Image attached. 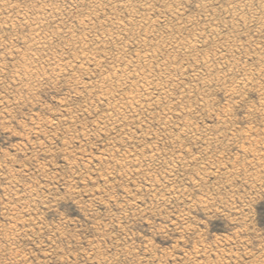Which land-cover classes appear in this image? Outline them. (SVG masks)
Masks as SVG:
<instances>
[{"label": "rangeland", "instance_id": "obj_1", "mask_svg": "<svg viewBox=\"0 0 264 264\" xmlns=\"http://www.w3.org/2000/svg\"><path fill=\"white\" fill-rule=\"evenodd\" d=\"M75 1L0 0V264H264V0H240L242 6L238 4L239 0H143L146 3L142 0ZM239 5L241 9L237 10ZM41 6H44L43 9L46 7L44 11ZM226 12L230 15L226 16ZM25 19L27 20L24 21ZM120 22L124 24L121 25ZM28 24L30 25L27 27ZM122 26L126 27L127 31ZM213 28H216V31L212 30ZM118 29L122 31L121 34ZM212 32L215 36L211 35ZM42 33L47 40L42 38ZM48 38L53 45L48 44ZM101 41L102 43H99ZM43 44L48 49H44ZM224 44H227V48ZM41 46L43 48H40ZM218 46H221V49ZM152 47L156 49L153 50ZM38 48L41 53L36 50ZM176 48L178 51L174 50ZM234 49L235 51H232ZM87 50L89 53H86ZM63 52L65 53L62 54ZM52 56L57 58V61ZM59 56L63 57L64 61ZM106 56L108 58H105ZM136 57L138 59H135ZM23 58L26 63L22 61ZM104 60L108 64H103ZM34 62L35 64H31ZM80 65L83 67H79ZM135 65H138L137 69ZM162 65L164 68L160 70ZM24 66L32 68L27 83L20 82L17 78H24L20 75L25 69ZM151 70L155 72H150ZM211 70H214V73ZM192 71L195 72L194 75ZM15 73L18 74L17 77ZM111 73L116 78L113 79ZM124 73L128 74V77H125ZM201 73L203 77L208 75L203 79H207L205 82L201 80ZM210 73L214 75L213 79L212 76L210 78ZM157 74L161 75L158 77ZM46 75L49 77L46 78ZM77 75L79 77H75ZM221 77H226V80L228 77V80L224 81ZM125 78L130 79L126 82ZM152 79L161 85H156ZM142 80L143 82H140ZM145 81H148V84ZM102 83L106 85L103 87ZM165 83L166 85H163ZM212 83H215L216 88ZM36 84L38 86H35ZM143 84H146V87ZM137 87L144 88L140 89V92ZM92 90H97V95L93 93L96 97L89 93L93 92ZM103 91H108L109 94L115 91L110 94L115 100H110L115 106L118 104L119 108L112 106L110 100L107 102L102 98ZM227 91L230 94L228 96ZM128 93L129 96H139L136 100L138 103L135 101L132 107L122 101V97ZM119 95L122 102L118 100ZM230 96L234 98L230 99ZM142 98L146 99L147 103ZM143 101L146 105L144 107ZM199 103L200 106L203 104V109ZM121 105L125 107L122 109ZM133 106H137L140 113L136 112L137 107ZM163 110L168 112L169 117ZM162 115L164 117H161ZM114 116L115 118H112ZM111 120H116L117 125ZM104 124L108 126L105 128ZM160 126L165 128L161 129ZM39 127L42 128L36 133ZM141 130H145V133ZM147 131H151V134ZM128 132L132 133V138ZM197 135L203 137L201 139L204 141ZM145 136L149 139L144 138ZM136 154L140 156L137 157ZM171 155L173 159H170ZM142 157L145 161L140 160ZM149 158L153 160V164ZM164 160L166 164L163 163ZM258 160L259 163L256 162ZM157 163H160V166ZM167 169L171 170L169 174ZM252 175L255 178L249 177ZM226 177L231 180L227 178V181ZM177 189L184 193H179ZM171 193L175 194L167 196Z\"/></svg>", "mask_w": 264, "mask_h": 264}, {"label": "bare ground", "instance_id": "obj_2", "mask_svg": "<svg viewBox=\"0 0 264 264\" xmlns=\"http://www.w3.org/2000/svg\"><path fill=\"white\" fill-rule=\"evenodd\" d=\"M26 1H27V0H26ZM31 1H32V0H31ZM73 1H74V0H73ZM76 1H77V0H76ZM76 1H75V2H76ZM80 1H82V0H80ZM84 1H85V0H84ZM93 1H94V0H93ZM102 1H104V0H102ZM126 1H127V0H126ZM135 1H138V0H134V2H135ZM142 1H143V0H142ZM206 1H207V0H206ZM206 1H205V2H206ZM3 2H5V1H3ZM77 2H79V1H77ZM106 2H107V1H106ZM110 2H111V1H110ZM119 2H120V1H119ZM122 2H123V1H122ZM140 2H141V1H139V3H140ZM143 2H144V1H143ZM214 2H215V1H214ZM247 2H248V0H247ZM6 3H7V2H6ZM10 3H11V2H10ZM16 3H17V2H16ZM71 3H72V2H71ZM71 3H70V4H71ZM144 3H146V2H144ZM209 3H211V1H209ZM231 3H232V2H231ZM237 3H238V2H237ZM72 4H73V3H72ZM84 4H85V2H84ZM109 4H112V3H109ZM122 4H123V3H122ZM130 4H131V3H130ZM137 4H138V3H137ZM137 4H136V5H137ZM140 4H141V3H140ZM206 4H207V6H209L208 3H206ZM238 4H241V3H240V0H239V3H238ZM261 4H262V3H261ZM0 5H2V4H0ZM8 5H9V3H8ZM8 5H7V6H8ZM43 5H44V4H43ZM46 5H47V4H46ZM74 5H76V4H74ZM118 5H119V4H118ZM138 5H139V4H138ZM235 5H236V4H235ZM249 5H250V3H249ZM3 6H4V5H3ZM3 6H2V7H3ZM25 6H28V5H25ZM36 6H37V5H36ZM49 6H50V5H49ZM60 6H61V5H60ZM83 6H84V5H83ZM83 6H82V7H83ZM119 6H120V5H119ZM121 6H122V5H121ZM131 6H132V5H131ZM131 6H130V7H131ZM141 6H142V4H141ZM141 6H140V7H141ZM144 6L146 7V5H144ZM151 6H152V5H151ZM212 6H213V5H212ZM241 6H242V4H241ZM241 6L239 5V7H238L239 9H237V10H240V9H241V8H240ZM244 6H247V5H244ZM244 6H243V8H245ZM259 6H260V4H259ZM23 7H24V6H23ZM43 7H44V6H43ZM43 7L41 6V9L44 11V9H45L46 7H45L44 9H43ZM74 7H75V6H74ZM134 7H135V6H134ZM210 7H211V6H210ZM247 7H248V6H247ZM247 7H246V8H247ZM257 7H258V6H257ZM25 8H27V7H25ZM32 8H34V7H32ZM32 8L30 9L31 11L33 10ZM37 8H38V6H37ZM47 8H48V7H47ZM77 8H78V7H77ZM92 8H93V7H92ZM113 8H114V7H113ZM121 8H122V7H121ZM124 8H125V7H124ZM126 8H127V7H126ZM141 8H142V7H141ZM206 8H207V7H206ZM208 8H209V7H208ZM248 8H250V7H248ZM258 8H259V7H258ZM22 9H23V8H22ZM28 9H29V8H28ZM53 9H54V8H53ZM74 9H75V8H74ZM74 9H73V10H74ZM110 9H111V8H110ZM131 9H132V8H131ZM152 9H153V8H152ZM228 9H229V8H228ZM233 9H234V8H233ZM254 9H256V8H254ZM260 9H261V8H260ZM260 9H259V10H260ZM25 10H26V9H25ZM30 10H29L28 12H30ZM35 10H37L36 7H35ZM35 10H34V11H35ZM42 10L39 9L40 12H41ZM78 10H79V9H78ZM81 10H82V9H81ZM81 10H79V11H81ZM91 10H92V9H91ZM96 10H97V9H96ZM100 10H101V7H100ZM143 10H144V7H143ZM231 10H232V9H231ZM237 10H236V11H237ZM244 10H245V9H244ZM244 10H243V11H244ZM250 10H251V9H250ZM256 10H257V9H256ZM5 11H6V9H5ZM21 11H22V10H21ZM48 11H49V9H48ZM63 11H64V10H63ZM71 11H72V10H71ZM153 11H154V10H153ZM207 11H208V10H207ZM228 11H230V9H229ZM236 11H235V12H236ZM10 12H11V11H9V13H10ZM49 12H50V11H49ZM55 12H56V11H55ZM93 12H94V11H93ZM97 12H98V11H97ZM150 12H151V11H149V13H150ZM205 12H206V11H205ZM231 12H232V11H231ZM231 12H230V13H231ZM240 12H241V11H240ZM251 12H252V11H251ZM254 12H255V10H254ZM18 13H19V12H18ZM41 13H43V12H41ZM41 13H40L39 15H42V19H44L43 14H41ZM47 13H48V12H46V15H47ZM69 13H70V12H69ZM74 13H75V12H74ZM86 13H89V12H86ZM90 13H91V12H90ZM90 13H89V14H90ZM226 13H227V12H226ZM226 13H225V14H226ZM238 13H239V11H238ZM259 13H260V12H259ZM259 13H258V14H259ZM13 14H14V13H13ZM59 14H60V12H59ZM151 14H152V12H151ZM255 14H256V13H255ZM261 14H262V13H260V15H261ZM2 15H3V14H2ZM18 15H20V14H17V16H18ZM39 15H37V16H39ZM57 15H58V14H57ZM57 15H56V16H57ZM61 15H62V14H61ZM228 15H230V14L227 13L226 16H228ZM236 15H237V13H236ZM238 15H239V14H238ZM238 15H237V16H238ZM256 15H257V14H256ZM260 15H259V16H260ZM29 16H30V15H29ZM47 16H49V15H47ZM53 16H54V15H53ZM84 16H85V15H84ZM142 16H144V15H142ZM209 16H210V15H209ZM209 16H208V17H209ZM211 16H212V14H211ZM233 16H234V15H233ZM10 17H12V16H10ZM22 17H24V16H22ZM32 17H33V16H32ZM39 17H40V16H39ZM135 17H136V16H135ZM242 17H243V16H241L240 18L246 22V20L243 19ZM263 17H264V16H263ZM1 18H2V17H1ZM19 18H20V17H19ZM80 18H81V17H80ZM145 18H146V17H145ZM151 18H152V17H151ZM180 18H181V17H180ZM233 18H235V17H233ZM233 18H231V19H233ZM237 18H238V17H237ZM251 18H253V17H251ZM22 19H23V18H22ZM22 19H20V20H22ZM28 19H29V17H28ZM33 19H34V18H33ZM33 19H31V21H32ZM138 19H139V17H138ZM141 19H142V18H141ZM148 19H149V18H148ZM152 19H153V18H152ZM178 19H179V18H178ZM187 19H188V18H187ZM187 19H186V20H187ZM207 19H208V18H207ZM209 19H210V18H209ZM209 19H208V20H209ZM212 19H213V18H212ZM238 19H239V18H238ZM257 19H258V18H257ZM259 19H260V18H259ZM26 20H27V19H25L24 21H26ZM29 20H30V19H29ZM39 20H40V19H39ZM47 20H48V19H47ZM57 20H58V19H57ZM79 20H80V19H79ZM85 20H86V19H85ZM87 20H88V19H87ZM188 20L190 21V19H188ZM208 20H207V21H208ZM251 20H253V19H251ZM251 20H250V21H251ZM254 20H256V19H254ZM254 20H253V21H254ZM8 21H9V18H8ZM10 21H11V20H10ZM14 21H15V20H14ZM35 21H36V20H35ZM41 21H42V20H41ZM43 21H45V20H43ZM119 21H120V19H119ZM129 21H130V20H129ZM133 21H134V20H133ZM147 21L149 22V20H147ZM189 21H188V22H189ZM237 21H238V20H237ZM244 21H243V24L245 23ZM250 21H249V22H250ZM253 21H252V22H253ZM256 21H257V20H256ZM91 22H92V21H91ZM138 22H139V21H138ZM140 22H141V21H140ZM142 22H143V21H142ZM181 22H182V21H181ZM190 22H192V20H191ZM210 22H211V20H210ZM260 22H261V21H260ZM27 23H30V22H27ZM52 23H53V22H52ZM89 23H90V22H89ZM130 23H131V22H130ZM130 23H129V25H130ZM184 23H185V22H184ZM207 23H209V22H207ZM212 23H213V22H212ZM254 23H255V22H254ZM256 23H257V22H256ZM4 24H5V23H4ZM23 24H24V23H23ZM25 24H26V22H25ZM31 24H32V22H31ZM43 24H45V23H43ZM46 24H47V23H46ZM104 24H105V23H104ZM112 24H113V23H112ZM115 24H116V23H115ZM120 24H121V22H120ZM122 24H124V23H122ZM122 24H121V25H122ZM134 24H135V23H134ZM138 24H139V23H138ZM146 24H147V23H146ZM151 24H153V23H151ZM210 24H211V23H210ZM258 24H259V23H258ZM260 24H261V23H260ZM13 25H14V24H13ZM18 25H19V24H18ZM29 25H30V24H28L27 27H28ZM125 25H126V24H125ZM132 25H133V24H132ZM132 25H131V26H132ZM189 25H191V24H189ZM208 25H209V24H208ZM208 25H207V26H208ZM211 25H212V24H211ZM213 25H214V24H213ZM215 25H216V24H215ZM215 25H214V26H215ZM42 26H43V25H42ZM42 26H41V28L43 29V27H45V26H43V27H42ZM127 26H128V25H127ZM138 26H139V25H138ZM138 26H137V28H138ZM140 26H141V24H140ZM146 26H147V25H146ZM209 26H210V25H209ZM256 26H257V25H256ZM37 27H38V25H37ZM37 27H36V28H37ZM100 27H101V26H100ZM122 27H123V26H122ZM135 27H136V26H135ZM141 27H143V26H141ZM210 27H211V26H210ZM7 28H8V27H7ZM34 28H35V26H34ZM55 28H56V27H55ZM68 28H69V27H68ZM79 28H80V27H79ZM85 28H86V25H85ZM98 28H99V27H98ZM115 28H117V27H115ZM123 28H124V27H123ZM123 28H122V29H123ZM125 28H126V27H125ZM125 28H124V29H125ZM144 28H145V27H144ZM216 28H217V27H216ZM216 28H213L212 30H215ZM259 28H260L259 30L261 31V27H260V26H259ZM4 29H5V28H4ZM120 29H121V28H120ZM120 29H118V31H119ZM133 29H134V28H133ZM139 29H140V27H139ZM139 29H138V30H139ZM141 29H142V28H141ZM206 29H207V27H206ZM263 29H264V28H263ZM57 30H58V29H57ZM125 30H126V29H125ZM207 30H208V29H207ZM257 30H258V27H257ZM5 31H6V30H5ZM34 31H35V30H34ZM42 31H43V30H42ZM68 31H69V30H68ZM126 31H127V30H126ZM128 31H129V29H128ZM134 31H136V30H134ZM147 31H148V30H147ZM210 31H211V30H210ZM215 31H216V30H215ZM215 31H214V32H215ZM30 32H31V31H30ZM32 32H33V29H32ZM40 32H41V31H40ZM40 32H39V34H40ZM71 32H72V31H71ZM119 32H120V31H119ZM121 32H122V31H121ZM121 32H120V34H121ZM129 32H130V31H129ZM178 32H179V31H178ZM218 32H219V31H218ZM258 32H259V31H258ZM53 33H54V29H53ZM57 33H58V31H57ZM59 33H60V31H59ZM65 33H66V32H65ZM68 33H70V32H68ZM68 33H67V34H68ZM94 33H95V32H94ZM116 33H117V32H116ZM124 33H125V31H124ZM126 33H127V32H126ZM126 33H125V34H126ZM143 33H144V32H143ZM171 33H172V32H171ZM174 33H175V32H174ZM219 33H220V32H219ZM219 33H218V34H219ZM259 33H260V32H259ZM29 34H31V33H29ZM42 34H43V33H42ZM67 34H66V35H67ZM99 34H100V33H99ZM104 34H105V33H104ZM104 34H103V36H104ZM117 34H118V33H117ZM117 34H116V36H117ZM178 34H179V33H178ZM208 34H209V33H208ZM212 34H213V32L211 33V35H212ZM32 35H34V34H32ZM37 35H38V34H37ZM40 35H41V34H40ZM44 35H45V34H43V37H42V38H45ZM46 35H47V34H46ZM108 35H109V34H107V36H108ZM131 35H132V34H131ZM175 35H177V34H175ZM211 35H209V36H211ZM213 35H214V34H213ZM223 35H224V34H223ZM223 35H222V36H223ZM59 36H60V35H59ZM68 36H69V35H68ZM77 36H78V35H77ZM94 36H96V35H94ZM98 36H99V35H98ZM101 36H102V35H101ZM119 36H120V35H119ZM126 36H128V34H127ZM170 36H171V35H170ZM214 36H215V35H214ZM219 36H220V35H218V37H219ZM222 36H221V38H222ZM225 36H226V35H225ZM30 37H31V36H30ZM37 37H38V36H37ZM64 37H65V36H64ZM73 37H74V35H73ZM75 37H76V36H75ZM84 37H85V36H84ZM89 37H90V36H89ZM99 37H100V36H99ZM121 37H122V39L124 38L123 35H122ZM131 37H132V36H131ZM171 37H173V36H171ZM175 37H176V36H175ZM197 37H198V36H197ZM226 37H227V36H226ZM28 38H29V37H28ZM28 38H27V39H28ZM31 38H33V37H31ZM31 38H30V39H31ZM34 38H35V37H34ZM71 38H72V37H71ZM78 38H80V37H78ZM94 38L96 39L97 37H94ZM109 38H110V37H109ZM142 38H143V37H142ZM194 38H195V37H194ZM194 38H193V40H194ZM200 38H201V36H200ZM219 38H220V37H219ZM224 38H225V37H224ZM27 39H25V41H26ZM35 39H36V38H35ZM38 39H39V37H38ZM45 39L47 40V37H46ZM73 39H74V38H73ZM97 39H98V38H97ZM103 39H104V38H103ZM103 39H102V41L104 42ZM105 39H107V38H105ZM110 39H111V38H110ZM110 39H109V40H110ZM132 39H134V38H132ZM139 39H140V38H139ZM197 39H198V38H196V40H197ZM216 39H217V38H216ZM32 40H34V39H32ZM41 40H42V39H41ZM41 40H40V41H41ZM48 40H49V38H48ZM71 40H72V39H71ZM74 40H75V39H74ZM77 40H78V39H77ZM80 40H81V39H80ZM84 40H85V39H84ZM142 40H143V39H142ZM169 40H170L169 42L171 43V39H169ZM179 40H181V39H179ZM196 40H195V41H196ZM213 40H214V37H213ZM222 40H223V38H222ZM224 40H226V38H225ZM0 41H1V40H0ZM36 41H38V40H36ZM40 41H39V42H40ZM52 41H53V40H52ZM68 41H69V39H68ZM72 41H73V40H72ZM97 41H98V40H97ZM102 41L99 42V43H102ZM107 41H108V40H107ZM113 41H114V40H112V42H113ZM116 41H118V40H116ZM129 41H130V40H129ZM143 41H144V40H143ZM164 41H165V40H164ZM173 41H176V40H173ZM187 41H188V40H187ZM215 41H216V40H215ZM229 41H230V40H229ZM229 41H228V42H229ZM231 41H233V40H231ZM231 41H230V42H231ZM28 42H29V40H28ZM44 42H45V40H44ZM49 42H50V40H49ZM73 42H75V41H73ZM121 42H122V41H121ZM133 42H134V41H133ZM144 42H145V41H144ZM150 42H151V41H150ZM184 42L186 43V40H185ZM191 42H192V40H191ZM199 42H201V41L199 40ZM26 43H27V41H26ZM34 43H35V42H34ZM42 43H43V42H42ZM70 43H71V42H70ZM80 43H81V42H80ZM104 43H105V42H104ZM107 43H108V42H107ZM110 43H111V42H110ZM113 43H115V42H113ZM127 43H128V41H127ZM166 43H167V42H166ZM176 43H177V41H176ZM182 43H183V42H182ZM185 43H184V44H185ZM193 43H195V42L193 41ZM216 43H217V41H216ZM48 44L50 45V44H52V43L50 42V43H48ZM81 44L84 45V43H81ZM81 44H80V45H81ZM125 44H126V43H125ZM200 44H201V43H200ZM220 44H221V43H220ZM230 44H231V43H230ZM232 44H233V43H232ZM52 45H53V44H52ZM72 45H73V44H72ZM83 45H82V48H83ZM107 45H108V44H107ZM107 45H106V46H107ZM130 45H131V44H130ZM135 45H136V44H134V46H135ZM142 45H143V44H142ZM150 45H151V43H150ZM157 45H158V44H157ZM160 45H161V44H160ZM164 45H165V44H164ZM168 45H169V44H168ZM174 45H175V44H174ZM187 45H188V44H187ZM218 45H219V44H218ZM221 45H222V44H221ZM224 45H225V44H224ZM226 45H227V44H226ZM226 45H225V47H226ZM236 45H237V44H236ZM239 45H240V44H239ZM29 46H30V45H29ZM46 46H47V44H46ZM64 46H65V45H64ZM67 46H69V45H67ZM73 46H74V45H73ZM125 46H127V44H126ZM139 46H140V45H139ZM151 46H152V45H151ZM158 46H159V45H158ZM179 46H180V45H179ZM189 46H190V44H189ZM193 46H194V45H193ZM201 46H202V45H200V47H201ZM237 46H238V45H237ZM237 46H236L235 48H237ZM255 46H256V45H255ZM257 46H258V44H257ZM32 47H33V46H30V48H32ZM43 47H44V44H43ZM43 47L41 46L40 48H43ZM78 47H79V45H78ZM119 47H121V46H119ZM127 47H128V46H127ZM136 47H138V46H136ZM154 47H156V45H155ZM171 47H172V46H171ZM180 47H181V46H180ZM180 47H179V48H180ZM186 47H188V46H186ZM203 47H204V44H203ZM218 47H219V46H218ZM223 47H224V46H223ZM223 47H222V48H223ZM225 47H224V49H225ZM233 47H234V46H233ZM240 47H241V46H240ZM28 48H29V47H28ZM28 48H27V49H28ZM46 48H47V47H46ZM46 48L44 47V49H46ZM70 48H72V47H70ZM97 48H98V47H97ZM128 48H129V47H128ZM142 48H143V47H141V49H142ZM159 48H160V47H159ZM168 48H169V47H168ZM215 48H216V47H215ZM226 48H227V47H226ZM33 49H35V48L33 47ZM33 49H30V50L33 51ZM44 49H43V50H44ZM47 49H48V48H47ZM74 49H75V48H74ZM76 49H77V48H76ZM119 49H120V48H119ZM121 49H122V48H121ZM138 49H140V48H138ZM152 49H153V47H152ZM152 49H151V50H152ZM154 49H156V48H154ZM154 49H153V50H154ZM169 49H170V48H169ZM177 49H178V48H176V49H174V50H177ZM181 49H182V48H181ZM216 49H217V48H216ZM219 49H221V46L219 47ZM224 49H223V50H224ZM230 49H233V48H230ZM238 49H239V46H238ZM241 49H242V48H241ZM258 49H259V48H258ZM28 50H29V49H28ZM36 50H39V48L36 49ZM41 50H42V49H41ZM70 50H71V49H70ZM72 50H73V49H72ZM84 50H85V49H84ZM125 50H126V49H125ZM151 50H149V51L151 52ZM225 50H226V49H225ZM227 50H228V49H227ZM21 51H22V50H21ZM32 51H30L31 54H32ZM75 51H76V50H75ZM82 51H83V49H82ZM85 51H86V50H85ZM119 51H120V50H119ZM121 51H123V50H121ZM127 51H128V50H127ZM137 51H138V50H137ZM149 51H146V52H149ZM177 51H178V50H177ZM180 51H181V50H180ZM184 51H185V50H184ZM220 51H221V50H220ZM220 51H219V52H220ZM232 51H235V49L232 50ZM39 52H40V50H39ZM39 52L37 53L38 55H40ZM91 52H93V51H91ZM91 52H90V54H91ZM116 52H117V51H116ZM123 52H124V51H123ZM188 52H189V50H188ZM229 52H230V51H229ZM4 53H5V50H4ZM40 53H41V52H40ZM49 53H50V52H49ZM64 53H65V52H63L62 54H64ZM77 53H78V51H77ZM77 53H76V55H77ZM84 53H85V52H84ZM86 53H89L88 50H87ZM93 53H94V52H93ZM105 53H107V52H105ZM105 53H104V54H105ZM117 53H118V52H117ZM119 53H120V52H119ZM121 53H122V52H121ZM138 53H139V52H138ZM138 53H136V54L138 55ZM156 53H157V52H156ZM156 53H155V54H156ZM185 53H186V52H185ZM190 53H191V52H190ZM192 53H193V52H192ZM225 53H226V52H225ZM8 54H9V53H8ZM25 54H26V51H25ZM31 54H30V55H31ZM45 54H46V53H45ZM55 54H56V53H55ZM78 54L80 55L81 53H78ZM96 54H97V53H96ZM109 54H110V53H109ZM115 54H116V53H115ZM143 54H144V53H143ZM143 54H142V55H143ZM182 54L185 55L184 53H182ZM187 54H189V53H187ZM206 54H207V53H206ZM213 54H214V53H213ZM213 54H212V55H213ZM220 54H221V53H220ZM15 55H16V54H15ZM28 55H29V54H28ZM30 55H29V56H30ZM51 55H52V54H51ZM59 55H60V54H59ZM82 55H83V54H82ZM97 55H98V54H97ZM102 55H103V54H102ZM102 55H101V56H102ZM110 55H111V54H110ZM134 55H135V53H134ZM192 55H194V54H192ZM222 55H224V54L222 53ZM9 56H10V55H9ZM41 56H42V55H41ZM41 56H40V57H41ZM57 56H58V55H57ZM61 56H62V55H61ZM85 56H87V55H85ZM91 56H92V55H91ZM93 56H94V55H93ZM113 56H115V55H113ZM119 56H120V55H119ZM131 56H132V55H131ZM131 56H130V57H131ZM139 56H141V55H139ZM143 56H144V55H143ZM143 56H142V57H143ZM194 56H197V55H194ZM204 56H205V55H204ZM206 56H207V55H206ZM220 56H221V55H220ZM225 56H226V54H225ZM23 57H25V56H23ZM36 57H37V56L35 55L34 58H36ZM52 57L55 58L54 56H52ZM59 57H60V56H59ZM68 57H69V56H67V58H68ZM73 57H74V56H72V58H73ZM75 57H76V56H75ZM96 57H98V56H96ZM96 57H95V58H96ZM111 57H112V56H111ZM116 57H117V56H116ZM153 57H154V56H153ZM187 57H188V56H187ZM190 57H191V55H190ZM202 57H203V56H202ZM215 57H216V56H215ZM222 57H223V56H222ZM27 58H28V57H27ZM32 58H33V57H32ZM46 58H47V57H46ZM48 58H49V57H48ZM48 58H47V59H48ZM50 58H51V57H50ZM60 58H61V57H60ZM60 58H58V59H60ZM62 58H63V57H62ZM62 58H61V59H62ZM64 58H66V57H64ZM78 58L80 59V56H79ZM78 58H77V59H78ZM91 58L94 59V57H91ZM101 58H102V57H101ZM105 58H108V57L106 56ZM117 58H118V57H117ZM131 58H132V57H131ZM143 58H144V57H143ZM149 58H150V57H149ZM151 58H152V57H151ZM192 58H193V57H192ZM205 58H206V57H205ZM211 58H212V56H211ZM213 58H214V56H213ZM223 58H224V57H223ZM13 59H14V58H13ZM30 59H31V58H30ZM40 59H41V58H40ZM42 59H43V56H42ZM51 59H52V58H51ZM73 59H75V58H73ZM77 59H76V60H77ZM82 59H84V58H82ZM93 59H92V60H93ZM96 59H97V58H96ZM112 59H113V58H112ZM112 59H111V60H112ZM127 59H128V57H127ZM127 59H126V60H127ZM129 59H130V58H129ZM133 59H134V58H133ZM135 59H138V57H136ZM139 59H141V58L139 57ZM146 59H147V58H146ZM152 59H153V58H152ZM168 59H169V58H168ZM200 59H201V57H200ZM203 59H204V58H203ZM216 59H218V57H217ZM225 59H226V58H225ZM33 60H34V59H33ZM36 60H37V58H36ZM55 60L57 61V58H55ZM62 60H63V59H62ZM68 60H69V59H68ZM111 60H110V61H111ZM123 60H124V59H123ZM144 60H145V59H144ZM155 60H156V59H155ZM155 60H154V63H155ZM157 60H158V59H157ZM160 60H161V59H160ZM162 60H163V59H162ZM164 60H165V59H164ZM195 60H196V58H195ZM198 60H199V59H198ZM209 60H210V59H209ZM223 60H224V59H223ZM22 61H24V63H26V60H24V58H23ZM31 61H32V59H31ZM34 61H35V60H34ZM43 61H44V60H43ZM60 61H61V60H60ZM63 61H64V60H63ZM78 61H79V60H78ZM78 61H77L76 63H78ZM81 61H82V60H81ZM83 61H85V60H83ZM87 61H90V60H87ZM95 61H96V60H95ZM98 61H99V60H98ZM107 61H109V60H107ZM113 61H114V60H113ZM118 61H119V60H118ZM134 61L136 62L137 60H134ZM139 61H140V60H139ZM139 61H137V63H138ZM145 61H146V60H145ZM169 61H170V60H169ZM199 61H200V60H199ZM205 61H207V60H205ZM210 61H212V59H211ZM225 61H226V60H225ZM18 62H19V61H18ZM35 62H36V61H35ZM35 62H34V63H31V64H35ZM37 62H39V61H37ZM44 62H45V61H44ZM44 62H43V63H44ZM49 62H50V59H49ZM92 62H93V61H92ZM92 62H91V64H92ZM101 62H102V61H101ZM105 62H106V61L104 60V62H102V63H103V64H108V63H105ZM116 62H117V61H116ZM116 62H115V64H117ZM122 62H123V61H122ZM135 62H134V63H135ZM140 62H141V61H140ZM140 62H139V63H140ZM143 62H144V61H143ZM146 62H147V61H146ZM146 62H145V63H146ZM156 62H157V61H156ZM163 62H164V61H163ZM167 62H168V61H167ZM197 62H198V61H197ZM202 62H203V61H202ZM21 63H22V62H21ZM27 63H28V62H27ZM54 63H55V62H54ZM56 63H57V62H56ZM70 63H71V62H69V64H70ZM74 63H75V62H74ZM81 63H82V62H81ZM83 63H84V62H83ZM87 63H88V62H87ZM102 63H101V64H102ZM195 63H196V61H195ZM44 64H46V62H45ZM61 64H63V63H61ZM69 64H65V65H68V67H69V66H70ZM72 64H73V62H72ZM79 64H80V63H79ZM88 64H89V63H88ZM93 64H95V63H93ZM96 64H97V63H96ZM119 64H120V63H119ZM119 64H117V65H119ZM122 64H123V63H122ZM130 64H131V63H130ZM146 64H147V63H146ZM146 64H143V65L145 66ZM149 64H150V63H149ZM197 64H198V63H197ZM199 64H200V62H199ZM22 65H23V64H22ZM22 65H20V67H22ZM26 65H27V64H26ZM50 65H51V64H50ZM52 65H54V64L52 63ZM81 65H82V64H81ZM81 65H80L79 67H83V66H81ZM83 65H84V64H83ZM86 65H87V64H85V66H86ZM98 65H99V64H97V66H98ZM109 65H111V64H109ZM113 65H114V64H113ZM117 65H116V66H117ZM123 65H124V64H123ZM151 65H152V64H151ZM165 65H166V64H165ZM212 65H213V64H212ZM11 66H12V65H11ZM34 66H35V65H34ZM34 66H33V67H34ZM58 66H59V65H58ZM63 66H64V65H63ZM85 66H84V67H85ZM87 66H88V65H87ZM87 66H86V67H87ZM107 66H108V65H107ZM114 66H115V65H114ZM125 66H127V65H125ZM129 66H130V65H129ZM135 66H136L135 69H137V66H138V65H135ZM139 66H140V65H139ZM147 66H148V64H147ZM163 66H164V65H162L160 68H159V67H158V68L161 70V68H162ZM169 66H170V65H169ZM169 66H168V67H169ZM202 66H203V65H202ZM213 66H214V65H213ZM12 67H13V66H12ZM14 67H15V66H14ZM36 67H37V66H36ZM42 67H43V66H42ZM64 67H65V66H64ZM76 67H77V66H76ZM79 67H78V68H79ZM99 67H101V66H99ZM132 67H133V66H132ZM132 67H131V68H132ZM141 67H142V66H141ZM171 67H172V66H171ZM203 67H204V66H203ZM207 67H208V66H207ZM210 67H211V66H210ZM214 67H216V66H214ZM24 68H25V66H24ZM30 68H31V67H30ZM38 68H39V66H38ZM38 68H36V69H38ZM51 68H52V67H51ZM53 68H54V66H53ZM70 68H71V67H70ZM111 68H113V66L110 67L109 70H110ZM118 68H121V67H118ZM142 68L144 69V68H146V67H142ZM150 68H151V67H150ZM150 68H149V70H150ZM154 68H155V67H154ZM156 68H157V67H156ZM156 68H155V69H156ZM163 68H164V67H163ZM204 68H205V67H204ZM212 68H213V67H212ZM217 68H218V67H217ZM263 68H264V67H263ZM22 69H23V68H22ZM31 69H32V68H31ZM31 69H29V68H25V69H23V71L20 73V75H22L24 78H22V77H21V78H20V77H17L18 74L15 73V74H17L16 77L20 80V82H21V81H22V82H25V81H26L25 83L29 82V81H27V80H29L30 77H31V73H30V72L32 71ZM48 69H49V68H48ZM73 69H75V68H73ZM80 69H82V68H80ZM84 69H85V68H84ZM86 69H88V67H87ZM121 69H122V68H121ZM151 69H152V68H151ZM210 69H211V68H210ZM210 69H209V70H210ZM20 70H21V69H19V71H20ZM42 70H43V69H42ZM49 70H50V69H49ZM55 70H56V69H55ZM58 70L60 71V69H58ZM68 70H70V69H68ZM107 70H108V69H107ZM118 70L120 71V69H118ZM122 70H123V69H122ZM139 70H141V69L139 68ZM139 70H138V71H139ZM162 70H163V69H162ZM165 70H167V69L165 68ZM204 70H205V69H204ZM206 70H207V69H206ZM209 70H208V71H209ZM215 70H217V69H215ZM263 70H264V69H263ZM15 71H17V69H16ZM15 71H13V72H15ZM19 71H18V72H19ZM38 71H39V69H38ZM71 71H72V70H71ZM129 71H130V68H129ZM132 71H133V70H132ZM132 71H131V72H132ZM152 71H153V70H151L150 72H152ZM211 71H212V70H211ZM213 71H214V70H213ZM213 71H212V72H213ZM219 71H220V70H219ZM260 71L262 72V70H260ZM11 72H12V71H11ZM53 72H55V71H53ZM66 72H67V71H66ZM110 72H111V71H110ZM117 72H118V71H117ZM133 72H134V71H133ZM150 72L148 73V75L150 74ZM154 72H155V70L153 71V73H154ZM165 72H167V71H165ZM169 72H170V71H169ZM192 72H194V71H192ZM200 72H201V71H200ZM200 72H199V73H200ZM203 72H204V71H203ZM221 72H222V71H221ZM39 73H40V72H39ZM42 73H43V71H42ZM59 73H61V75L63 74L61 71H60ZM67 73H69V72H67ZM100 73H101V72H100ZM106 73H107V72H106ZM113 73H114V72H113ZM137 73H138V72H136V74H137ZM146 73H147V72H146ZM167 73H168V72H167ZM204 73H205V72H204ZM204 73H203V74H204ZM206 73H207V71H206ZM213 73H214V72H213ZM216 73H217V71H216ZM219 73H220V72H219ZM228 73L231 74L230 72H228ZM258 73H259V72H258ZM13 74H14V73H13ZM64 74H65V73H64ZM71 74H72V73H71ZM103 74H105V73H103ZM111 74H112V73H111ZM124 74H125V73H124ZM136 74H135V75H136ZM155 74H156V73H155ZM155 74H154V75H155ZM164 74H165V73H164ZM194 74H195V72L192 73V75H194ZM196 74H197V73H196ZM207 74H209V73H207ZM207 74H205V76H206ZM211 74H212V73H210V78H211V76H212V79H213V76H214V75H211ZM259 74H260V73H259ZM35 75H36V74H35ZM41 75H43V74H41ZM44 75H45V74H44ZM50 75H51V74H50ZM58 75H59V74H58ZM73 75H74V74H73ZM75 75H76V74H75ZM78 75H79V74H78ZM78 75L75 76V77H79ZM108 75H110V73H109ZM108 75H107V76H108ZM112 75H113V74H112ZM117 75H118V74H117ZM122 75H123V74H122ZM122 75H121V76H122ZM132 75H133V74H132ZM138 75H139V74H138ZM144 75H145V74H144ZM144 75H143V78H144ZM154 75H153V76H154ZM157 75H158V74H157ZM157 75H156V76H157ZM160 75H161V74H160ZM160 75H158V77H159ZM241 75H242V74H241ZM12 76H13V75H12ZM47 76H48V75H46V78H47ZM101 76H102V75H101ZM107 76H105L106 79H107ZM139 76H140V75H139ZM145 76H146V75H145ZM150 76L152 77V75H150ZM168 76H169V75H168ZM201 76L203 77L202 73H201ZM205 76L201 79V80L204 81V82L207 80V79L203 80V79L205 78ZM207 76H208V75H207ZM217 76H218V75H217ZM34 77H35V76H34ZM48 77H49V76H48ZM58 77H59V76H58ZM108 77H110V76H108ZM125 77H128V74H127V75L125 74ZM129 77H131V76L129 75ZM169 77H170V76H169ZM172 77H173V76H172ZM193 77H195V76H193ZM215 77H216V74H215ZM14 78H15V77H14ZM32 78H33V77H32ZM36 78H37V77H36ZM39 78H40V77H39ZM103 78H104V77H103ZM110 78H111V77H110ZM110 78H109V79H110ZM114 78H116V77L113 75V79H114ZM117 78H118V77H117ZM119 78H120V76H119ZM121 78H122V77H121ZM137 78H138V76H137ZM156 78H157V77H155V80H157ZM195 78H196V77H195ZM195 78H194V79H195ZM206 78H207V77H206ZM210 78H208V79H210ZM218 78H219V77H218ZM221 78H223V77H221ZM42 79H43V78H42ZM44 79H45V78H44ZM77 79H78V78H77ZM101 79H102V78H101ZM111 79H112V78H111ZM127 79H130V78H125L124 81L127 80ZM131 79H134V78H131ZM141 79H142V78H141ZM141 79H140V80H141ZM145 79H147V78H145ZM153 79H154V77H153ZM153 79H152V80H153ZM229 79H230V78H229ZM235 79H236V78H235ZM15 80H16V79H15ZM33 80H35V79H33ZM36 80H37V79H36ZM49 80H50V79H49ZM98 80H99V79H98ZM98 80H97V81H98ZM104 80H105V79H104ZM118 80H119V79H118ZM122 80H123V78H122ZM137 80H138V79H137ZM155 80H153V81H155ZM161 80H162V79H161ZM164 80H166V79H164ZM196 80H198V79H196ZM201 80L199 79L198 81L202 82ZM216 80L219 81V80H221V79H219V80L216 79ZM223 80H224V81H227V80H228V77H227V80H226V77H225V79L223 78ZM223 80H221V81H223ZM232 80H233V79H232ZM239 80H240V79H239ZM16 81H18V80H16ZM16 81H15V82H16ZM69 81H70V80H69ZM100 81H101V80H100ZM105 81H107V80H105ZM108 81H109V80H108ZM116 81H117V79H116ZM124 81H122V83H123ZM128 81H129V80H127L126 82H128ZM131 81H132V80H130V84H131ZM149 81H151V80H149ZM168 81H169V79H168ZM194 81H195V80H194ZM234 81H235V80H234ZM234 81H233V82H234ZM242 81H244V80H242ZM31 82H32V81H31ZM34 82H35V81H34ZM34 82H33V83H34ZM39 82H40V81H39ZM75 82H76V81H75ZM109 82H110V81H109ZM140 82H143V80L140 81ZM140 82H138V83H140ZM145 82L148 84V81H145ZM169 82H170V81H169ZM207 82H208V81H207ZM207 82H206V83H207ZM212 82H213V81H212ZM229 82H230V81H229ZM233 82H232V83H233ZM252 82H253V81H252ZM12 83H13V80H12ZM25 83H22V84L25 85V86H27V84H25ZM78 83H79V82H78ZM81 83H82V82H80V84H81ZM97 83H98V82H97ZM118 83H119V81H118ZM136 83H137V82H136ZM154 83L156 84V81H155ZM162 83H163V82H162ZM206 83H205V84H206ZM222 83H223V82H222ZM230 83H231V82H230ZM234 83H235V82H234ZM236 83H237V82H236ZM246 83H247V82H246ZM16 84H17V83H16ZM119 84H121V83H119ZM123 84H124V83H123ZM130 84H129V85H130ZM150 84H151V82H150ZM150 84H149V85H150ZM157 84H158V83H157ZM157 84H156V85H157ZM201 84H202V83H201ZM205 84H204V85H205ZM209 84L211 85V82H210ZM213 84H214V87L216 88L215 83H212V85H213ZM217 84H218V83H217ZM219 84H221V82H220ZM219 84H218V85H219ZM227 84H228V83H227ZM240 84H241V83H240ZM96 85H97V84H96ZM102 85H103V87H104V85H106V84L102 83ZM126 85H127V84H126ZM136 85H137V84H136ZM136 85H135V86H136ZM139 85L141 86L142 84H139ZM143 85L145 86L146 84H143ZM158 85H161V84L159 83ZM163 85H166V83L163 84ZM170 85H171V84H170ZM202 85H203V84H202ZM218 85H217V86H218ZM223 85H225V84H223ZM241 85H242V84H241ZM246 85H247V84H246ZM250 85H252V84H250ZM254 85H255V84H254ZM258 85H259V84H258ZM17 86H18V85H17ZM28 86H30V85H28ZM31 86H32V85H31ZM35 86H38V85L36 84ZM84 86H85V85H84ZM107 86L110 88V85H109V84H108ZM111 86H112V85H111ZM117 86H118V85H117ZM119 86H120V85H119ZM127 86H128V85H127ZM150 86L152 87V85H150ZM228 86L232 87L233 85H232V86H231V85H228ZM236 86H237V85H236ZM243 86H244V84H243ZM259 86H260V85H259ZM261 86H263V84H262ZM261 86H260V87H261ZM100 87H101V84H100ZM103 87H101V88H103ZM121 87H122V86H121ZM145 87H146V86H145ZM151 87H149V88H151ZM153 87H154V86H153ZM153 87H152V88H153ZM203 87H204V86H203ZM205 87H206V86H205ZM205 87H204V88H205ZM221 87H223V86H221ZM260 87H258V88H260ZM18 88H19V87H18ZM22 88H24V86H23ZM26 88L28 89V87H26ZM37 88H38V87H37ZM92 88H93V87H92ZM96 88H97V87H96ZM96 88H95V89H96ZM132 88H133V87H132ZM142 88H144V87H142ZM142 88H138V87H137L138 90H140V89L143 90ZM147 88H148V87H147ZM152 88H151V89H152ZM163 88H164V87H163ZM163 88H162V89H163ZM219 88H220V87H219ZM238 88H239V87H238ZM258 88H257V89H258ZM263 88H264V87H263ZM121 89H122V88H121ZM145 89H146V88H145ZM151 89H150V91H151ZM169 89H170V88H169ZM206 89H207V88H205V90H206ZM209 89H210V88H209ZM234 89H235V88H234ZM241 89H242V88H241ZM16 90H17V89H16ZM31 90H32V88H31ZM97 90H98V88H97ZM97 90H96V92H97ZM103 90H104V89H103ZM105 90H106V89H105ZM111 90H112V87H111ZM118 90H119V89H118ZM128 90H129V89H128ZM128 90H127V91H128ZM130 90H131V88H130ZM138 90H137V92H139ZM141 90H140V92H141ZM147 90H148V89H147ZM152 90H153V89H152ZM165 90H166V89H165ZM217 90H218V89H217ZM219 90H220V89H219ZM224 90H225V86H224ZM228 90H229V88H228ZM235 90H236V89H235ZM237 90H238V89H237ZM242 90H243V89H242ZM17 91H19V89H18ZM20 91H22V90H20ZM25 91H26V90H25ZM27 91H28V90H27ZM90 91H91V90H90ZM92 91H93V90H92ZM109 91H110V90H109ZM116 91H117V90H116ZM170 91H171V90H170ZM221 91H222V90H221ZM229 91H230V90H229ZM232 91H233V90H232ZM258 91H259V90H258ZM87 92H88V91H87ZM96 92L93 91V92H89V93H92V94L95 93V94H96ZM99 92H100V91H99ZM113 92H115V91H112V93H113ZM122 92H123V91H122ZM134 92H135V91H134ZM157 92H158V91H157ZM157 92H156V93H157ZM171 92H172V91H171ZM225 92H226V90L224 91V93H225ZM237 92H239V91H237ZM100 93H101V92H100ZM112 93H110V94H112ZM153 93H155V92H153ZM165 93H167V92H165ZM169 93H170V92H169ZM230 93H232V92H230ZM260 93H261V92H260ZM18 94H19V93H18ZM95 94H93V95H95ZM110 94L108 93V91H107L106 93H104V91H103V92H102V98L104 97V98L107 100V102H108V100H110V99L113 97V96L110 97ZM126 94H127V92H126ZM129 94H130V93H128V95H125L124 97H122V101L124 100L128 105H130V106L132 107L133 103L137 100V96H138V95H137V96H134V94H132V96H129ZM137 94H138V93H137ZM139 94H140V93H139ZM233 94L235 95V93H233ZM96 95H97V94H96ZM96 95H95V97H96ZM113 95H114V94H113ZM152 95H154V94H152ZM161 95H162V94H161ZM226 95H227V96L230 95V94H228V91H227ZM231 95H232V94H231ZM262 95H263V93H262ZM115 96H116V95H115ZM119 96H120V95H119ZM156 96H157V95H156ZM232 96H233V95H232ZM263 96H264V95H263ZM97 97H98V96H97ZM116 97H117V96H116ZM138 97H139V96H138ZM140 97H142V96H140ZM150 97H151V96H150ZM165 97H166V96H165ZM165 97H164V98H165ZM204 97H205V96H204ZM204 97H203V100H204ZM104 98H103V99H104ZM113 98H115V97H113ZM113 98H112V99H113ZM120 98H121V96H120L119 99H118L119 101H120ZM155 98H156V97H155ZM155 98H154V99H155ZM159 98H160V96H159ZM159 98H158V99H159ZM164 98H163V99H164ZM166 98H167V97H166ZM166 98H165V99H166ZM228 98H229V97H228ZM231 98H234V97H231V96H230V99H231ZM263 98H264V97H263ZM13 99H15V98H13ZM99 99H100V98H99ZM99 99H98V101H99ZM116 99H117V98H116ZM138 99H139V98H138ZM140 99H141V98H140ZM154 99H153V100H154ZM156 99H157V98H156ZM167 99H168V98H167ZM205 99H206V97H205ZM261 99H262V98H261ZM21 100H22V99H21ZM100 100H101V99H100ZM106 100H104V101H106ZM114 100H115V99H113V101H114ZM142 100H145V101H146V99H143V98H142ZM110 101L112 102V103L110 102V103L112 104V106H115V104H113L114 102H113L112 100H110ZM119 101H118V103H119ZM122 101H120V102H122ZM139 101H140V100H139ZM159 101H160V100H159ZM166 101H167V100H166ZM200 101H201V100H200ZM7 102H10V101H7ZM60 102H61V101H60ZM91 102H92V101H91ZM96 102H97V101H96ZM136 102H137V101H136ZM204 102H205V100H204ZM262 102H263V101H262ZM115 103H116V102H115ZM137 103H138V102H137ZM143 103H144V101H143ZM145 103H147V101H146ZM145 103L142 104L143 107H144ZM152 103H153V102H152ZM152 103H150V104H152ZM160 103H162V102H160ZM164 103H165V102H164ZM201 103H202V102H201ZM201 103H199V106H200ZM206 103H207V102H206ZM206 103H205V104H206ZM13 104H14V103H13ZM15 104H17V103H15ZM59 104H61V103H59ZM104 104H105V103H104ZM111 104H110V105H111ZM116 104H117V103H116ZM153 104H154V103H153ZM208 104H209V103H208ZM62 105H63V104H62ZM66 105H67V104H66ZM108 105H109V104H108ZM138 105H139V104H138ZM142 105H140V107H141ZM156 105H157V103H156ZM106 106H107V105H106ZM112 106H111V107H112ZM125 106H126V104H125ZM125 106H124V107H125ZM145 106H146V105H145ZM153 106H154V105H153ZM157 106H158V105H157ZM157 106H156V108H158ZM159 106H160V104H159ZM202 106H203V104H202ZM202 106H200V107H202ZM209 106H210V105H209ZM109 107H110V106H109ZM115 107H118V104H117V106H115ZM124 107H122V105H121V108H122V109H123ZM133 107H134V106H133ZM136 107H137V106H136ZM136 107H134V108H136ZM149 107H150V106H149ZM151 107H152V105H151ZM87 108H88V107H86V109H87ZM113 108H114V107H113ZM113 108H112V109H113ZM118 108H119V107H118ZM126 108H127V107H126ZM128 108H130V107H128ZM203 108H204V107H202V109H203ZM206 108H207V110H208V107H206ZM262 108H263V107H262ZM81 109H82V108H81ZM109 109H110V108H109ZM114 109H116V108H114ZM132 109H133V108H132ZM132 109H130V110L132 111ZM139 109H140V108H139ZM152 109H153V107H152ZM167 109H168V108H167ZM260 109H261V108H260ZM62 110H63V109H62ZM116 110H117V109H116ZM119 110H120V109H119ZM137 110H138V107H137ZM143 110H144V109H143ZM143 110H142V111H143ZM153 110H154V109H153ZM168 110H169V109H168ZM184 110H185V109H184ZM210 110H211V109H210ZM117 111H118V110H117ZM133 111H135V110H133ZM140 111H141V110H140ZM170 111H171V110H170ZM170 111H169V112H170ZM181 111H182V110H181ZM190 111H191V110H190ZM64 112H65V111H64ZM87 112H88V111H87ZM101 112H102V111H101ZM108 112H109V111H108ZM118 112H119V111H118ZM118 112H117V113H118ZM124 112H125V111H124ZM136 112H139V110L136 111ZM145 112H146V111H145ZM150 112H151V111H150ZM150 112H149V113H150ZM163 112H164V110H163ZM165 112H166V114L168 115V112H167V111H165ZM165 112H164V113H165ZM187 112H188V111H187ZM193 112H194V111H193ZM208 112H209V111H208ZM67 113H68V112H67ZM88 113H89V112H88ZM112 113H113V112H112ZM115 113H116V112H115ZM117 113H116V114H117ZM119 113H120V112H119ZM127 113H128V112H127ZM127 113H126V114H127ZM133 113H134V115H135V112H133ZM139 113H140V112H139ZM139 113H137V114H139ZM141 113H142V112H141ZM146 113H147V112H146ZM151 113H152V112H151ZM155 113H156V112H155ZM159 113H160V112H159ZM159 113H157V114H159ZM105 114H106V113H105ZM121 114H123V112H122ZM128 114H129V113H128ZM131 114H132V113H131ZM142 114H143V113H142ZM142 114H141V116H142ZM95 115H96V114H95ZM109 115H110V112H109ZM114 115H115V114H114ZM153 115H154V114H153ZM170 115H171V114H170ZM86 116H87V114H86ZM104 116H106V115H104ZM129 116H130V115H129ZM147 116H148V115H147ZM150 116H152V115H149V117H150ZM165 116H166V115H165ZM226 116H227V115H226ZM118 117H119V116H118ZM120 117H121V115H120ZM120 117H119V120H120L123 116H122L121 118H120ZM126 117H128V116H126ZM131 117H132V116H131ZM144 117H146V116H144ZM156 117H157V119H159L158 116H156ZM161 117H164V115H162ZM168 117H169V115H168ZM180 117H181V116H180ZM104 118H105V117H104ZM109 118H111V117L109 116ZM112 118H115V116L112 117ZM123 118H124V117H123ZM123 118H122V119H123ZM132 118H134V117H132ZM36 119H37V118H36ZM94 119H95V118H94ZM106 119H107V118H106ZM106 119H104V121H105ZM126 119H127V118H126ZM135 119H136V118H135ZM138 119H140V118H139V115H138ZM138 119H137V120H138ZM145 119H146V118H145ZM147 119H148V118H147ZM161 119H162V118H161ZM164 119H166V118H164ZM39 120H40V119H39ZM109 120H110V119H109ZM109 120H107V121H109ZM123 120H124V119H123ZM130 120H132V119H130ZM152 120H153V119H152ZM66 121H67V120H66ZM111 121H114V120H111ZM115 121H116V120H115ZM115 121L113 122L114 124H116ZM135 121H136V120H135ZM160 121H161V120H160ZM183 121H184V120H183ZM224 121H225V120H224ZM117 122H118V120H117ZM121 122H122V121H121ZM121 122H120V123H121ZM132 122H133V121H132ZM132 122H131L130 124L133 126ZM139 122H140V121H139ZM157 122H158V120H157ZM184 122H185V121H184ZM118 123H119V122H118ZM125 123H126V121H125ZM143 123H144V122H143ZM148 123H149V121H148ZM186 123H187V122H186ZM36 124H37V122H36ZM122 124H123V123H122ZM122 124H121V126H122ZM146 124H147V123H146ZM146 124H145V126H146ZM157 124H158V123H157ZM160 124H162V123H159L158 125H160ZM163 124H164V123H163ZM168 124H169V123H168ZM182 124H183V122H182ZM34 125H35V124H34ZM37 125H41V124L38 122ZM96 125H97V124H96ZM110 125H111V123H110ZM116 125H117V124H116ZM126 125H127V124H126ZM142 125H143V124H142ZM147 125H148V124H147ZM186 125H188V124H186ZM186 125H184V126H186ZM190 125H191V124H190ZM35 126H36V125H35ZM43 126H44V125H43ZM45 126H46V125H45ZM92 126H93V125H92ZM104 126H105V128H106V126H108V125L104 124ZM128 126H130V125H128ZM182 126H183V125H182ZM182 126H181V127H182ZM188 126H189V125H188ZM93 127H94V126H93ZM110 127H111V126H110ZM114 127H115V126H114ZM119 127H120V125H119ZM133 127H134V126H133ZM138 127H141V126H138ZM143 127H144V126H143ZM147 127H148V126H147ZM147 127H146V128H147ZM160 127H162V126H160ZM178 127H179V126H178ZM35 128H36V127H35ZM37 128H38V127H37ZM41 128H42V127H41ZM41 128L39 127V129L36 130V131H35V129H34V131H35L36 133H38L37 131H39ZM103 128H104V127H103ZM116 128H118V127L116 126ZM127 128H128V127H127ZM163 128H165V126L162 127L161 129H163ZM184 128H185V127H184ZM184 128H183V130H184ZM191 128H192V126H191ZM204 128H206V127H204ZM108 129H109V128H108ZM131 129H132V128L130 127L129 130H131ZM142 129H143V128H142ZM208 129H209V128H208ZM103 130H105V129H103ZM113 130H114V128H113ZM116 130H119V129H116ZM120 130H121V129H120ZM120 130H119V131H120ZM145 130H147V129H145ZM145 130H144V131H145ZM185 130H186V129H185ZM188 130H190V129L188 128ZM204 130H206V129H204ZM204 130H203V132H204ZM30 131H31V130H30ZM105 131H106V130H105ZM108 131H109V130H108ZM111 131H112V129H111ZM141 131H143V130H141ZM141 131H140V134H142ZM144 131H143V132H144ZM35 132H34V133H35ZM123 132H124V130H123ZM125 132H126V131H125ZM125 132H124V133H125ZM134 132H135V131H134ZM134 132H133V133H134ZM138 132H139V131H138ZM147 132H149V131H147ZM150 132H151V131H150ZM150 132H149V133H150ZM160 132H161V131H160ZM188 132H189V131H187V133H188ZM195 132H196V131H195ZM201 132H202V131H201ZM206 132H208V131L206 130ZM36 133H35V134H36ZM41 133H42V132H41ZM109 133H110V132H109ZM109 133H108V134H109ZM116 133H117V132H116ZM116 133H115V134H116ZM124 133H123V134H124ZM128 133H129V132H128ZM130 133H131V132H130ZM130 133H129V135H130V137L132 138V136H131L132 133H131V134H130ZM135 133H136V132H135ZM144 133H145V132H144ZM152 133H153V132H152ZM161 133H162V132H161ZM164 133H165V132H164ZM181 133H183V132H181ZM193 133H194V131H193ZM115 134H114V135H115ZM118 134H119V133H118ZM147 134H148V133H147ZM150 134H151V133H150ZM155 134H156V133H155ZM184 134H186V132H185ZM188 134H189V133H188ZM188 134H187V135H188ZM197 134H199V133H197ZM204 134H205V132H204ZM206 134L208 135V133H206ZM102 135H103V133H102ZM120 135H121V134H120ZM135 135L138 136V134H135ZM145 135H146V134H145ZM157 135H158V134H157ZM193 135H195V133H194ZM202 135H203V133H202ZM125 136H126V135H125ZM133 136H134V135H133ZM141 136H142V135H141ZM141 136H140V137H141ZM168 136H169V135H168ZM197 136H198V135H197ZM211 136L214 137V135H211ZM127 137H128V136H127ZM140 137H137V138L139 139ZM148 137H150V136L148 135ZM148 137L145 136L144 138H148ZM155 137H157V136L155 135ZM155 137H154V138H155ZM158 137H160V136H158ZM161 137H162V136H161ZM165 137H166V136H165ZM165 137H164V138H165ZM171 137H172V136H171ZM193 137H194V136H193ZM195 137H196V136H195ZM195 137H194V139H197V138H195ZM198 137H199V136H198ZM204 137H205V136H204ZM216 137H217V136H216ZM141 138H142V137H141ZM191 138H192V137H191ZM201 138H203V137H201ZM201 138L199 137L200 140H202ZM205 138H206V137H205ZM207 138H208V137H207ZM112 139H113V138H112ZM122 139H123V138H122ZM148 139H149V138H148ZM148 139H147V140H148ZM150 139H152V137H151ZM167 139H168V137H167ZM209 139H210V138H209ZM129 140L131 141L130 138H129ZM129 140H128V141H129ZM156 140H157V138H156ZM159 140H160V139H159ZM207 140H208V139H207ZM207 140H205V141H207ZM212 140H214V139H212ZM215 140H216V138H215ZM125 141H126V140H125ZM139 141H141V140H139ZM139 141H138V142H139ZM151 141H152V140H150V142H151ZM195 141H196V140H195ZM202 141H204V139H203ZM217 141H218V140H217ZM123 142H124V141H123ZM123 142H122V143H123ZM138 142L136 141V143H138ZM145 142H146V141H145ZM196 142H197V141H196ZM198 142H200V141H198ZM214 142H215V141H214ZM143 143H144V142H143ZM204 143H205V142H204ZM207 143L209 144L208 141H207ZM129 144H130V143H129ZM145 144H146V143H145ZM153 144H155V143H153ZM156 144H157V143H156ZM208 144H207V145H208ZM212 144H213V143H212ZM120 145H121V144H120ZM122 145H123V144H122ZM141 145L143 146L142 143H141ZM207 145H206V146H207ZM209 145H210V144H209ZM209 145H208V146H209ZM206 146H205V147H206ZM140 147H141V146H140ZM146 147H147V146H146ZM146 147H145V148H146ZM149 147H150V146H149ZM155 147H156V146H155ZM116 148H117V147H116ZM134 148H135V147H134ZM136 148H138V147H136ZM151 148H152V147H151ZM153 148H154V147H153ZM207 148H208V147H207ZM207 148H206V149H207ZM242 148H243V147H242ZM155 149H156V148H155ZM153 150H154V149H153ZM204 150H205V149H204ZM243 150H244V149H243ZM245 150H246V149H245ZM133 151H134V150H133ZM135 151H136V149H135ZM141 151H142V150H141ZM144 151H145V150H144ZM146 151H147V150H146ZM146 151H145V152H146ZM149 151H150V149H149ZM149 151H148V152H149ZM151 151H152V150H151ZM205 151H206V150H205ZM205 151H203V152H205ZM129 152H130V151H129ZM142 152H143V151H142ZM153 152H154V151H153ZM154 153H157V152H154ZM161 153H162V152H161ZM129 154H131V153H129ZM141 154H142V153H141ZM157 154H158V153H157ZM112 155H113V154H112ZM134 155H135V154H134ZM136 155H137V154H136ZM143 155H145V154H143ZM146 155H147V154H146ZM205 155H206V154H205ZM132 156H133V155H132ZM132 156H131V157H132ZM138 156H140V155H137V157H138ZM153 156H155V155H153ZM169 156H170V155H169ZM173 156H174V154H173ZM173 156L171 155L172 158H170V159H173ZM202 156H203V155H202ZM253 156H254V155H253ZM126 157H129V156H126ZM144 157H146V156H144ZM148 157H151V156H148ZM163 157H164V156H163ZM166 157H167V156H166ZM174 157H175V156H174ZM255 157H256V155H255ZM154 158H155V157H154ZM156 158H157V157H156ZM168 158H169V157H168ZM168 158H167V159H168ZM180 158H181V157H180ZM112 159H113V158H112ZM128 159H129V158H128ZM128 159H127V160H128ZM137 159H138V158H137ZM139 159H140V158H139ZM142 159L144 160L145 158L142 157L140 160H142ZM149 159H150V158H149ZM159 159H160V156H159ZM159 159H156V160H159ZM164 159H166V158H164ZM167 159H166V160H167ZM174 159H175V158H174ZM200 159H201V158H200ZM253 159H254V158H253ZM121 160H122V157H121ZM134 160H135V159H134ZM134 160H133V161H134ZM150 160H151V159H150ZM161 160H162V159H161ZM125 161H126V160H125ZM144 161H145V160H144ZM147 161H148V159H147ZM152 161H153V160H151V164H153ZM159 161H160V160H159ZM159 161H158V162H159ZM251 161H253V160H251ZM122 162L124 163V161H122ZM129 162H130V161H129ZM138 162H139V161H138ZM164 162H165V160L163 161V163H164ZM169 162H171V161H169ZM174 162H175V160H174ZM256 162L259 163L260 161L258 160V161H256ZM119 163H120V162H119ZM119 163H118V165H119ZM126 163H128V161H127ZM148 163H150V161H149ZM172 163H173V161H172ZM124 164H125V163H124ZM145 164H146V163H145ZM157 164H159V166H160V163H157ZM157 164H156V165H157ZM161 164H162V162H161ZM165 164H166V162H165ZM170 164H171V163H170ZM170 164H169V165H170ZM253 164H254V162H253ZM262 164H263V163H262ZM138 165H139V163H138ZM138 165H137V166H138ZM259 165H260V164H259ZM126 166H127V165H126ZM129 166H130V165H129ZM131 166H132V164H131ZM139 166H140V165H139ZM139 166H138V167H139ZM141 166H143V165H141ZM144 166H145V165H144ZM149 166H150V165H149ZM152 166H153V165H152ZM159 166H158V167H159ZM163 166H164V165H163ZM222 166H223V165H222ZM134 167H135V166H134ZM156 167H157V166H156ZM158 167H157V168H158ZM166 167H167V166H166ZM218 167H219V166H218ZM227 167H228V166H227ZM231 167H233V166H231ZM262 167H263V166H262ZM131 168H133V166H132ZM141 168H142V167H141ZM146 168H147V167H146ZM157 168H155V169L157 170ZM159 168H162V167H159ZM163 168H164V170H166V169H165V166H164ZM167 168H168V167H167ZM129 169H130V168H129ZM139 169H140V168H139ZM150 169H151V168H150ZM152 169H153V168H152ZM152 169H151V170H152ZM169 169H172V167H171V168L169 167ZM173 169H175V168H173ZM222 169H225V167H222ZM229 169H230V168H229ZM229 169H228V171H229ZM261 169H262V168H261ZM142 170H143V168H142ZM147 170H148V169H147ZM151 170H150V171H151ZM167 170H168V169H167ZM176 170H177V169H176ZM219 170H220V168H219ZM219 170H217V171L215 170V171L218 172ZM226 170H227V169H226ZM230 170L233 171V169H230ZM234 170H236V169H234ZM263 170H264V169H263ZM137 171H139V170H137ZM150 171H147V173L149 174ZM168 171H169V170H168ZM168 171H167V172H168ZM223 171H224V170H223ZM139 172H140V171H139ZM143 172H146V171H143ZM164 172H165V171H164ZM170 172H171V170L168 172V174H169ZM229 172H230V171H229ZM211 173H212V172H211ZM211 173H210V174H211ZM220 173H221V172H220ZM223 173H224V172H223ZM223 173H221V174H223ZM227 173H228V172H227ZM165 174H166V173H165ZM168 174H167V175H168ZM172 174H173V173H172ZM172 174H171V176H172ZM232 174H233V173H232ZM145 175H146V173H145ZM167 175H166V178H167ZM227 175H228V174H227ZM250 175H251V173H250ZM254 175H255V174H254ZM256 175H257V174H256ZM149 176H150V175H149ZM225 176H226V175H225ZM229 176H230V175H229ZM145 177H146V176H145ZM150 177H152V176H150ZM163 177H164V175H163ZM168 177H170V176H168ZM230 177H231V176H230ZM249 177H251V179H252V177L255 178V176H253V175H252V176H249ZM249 177H248V178H249ZM166 178H165V179H166ZM224 178H225V177H224ZM227 178L231 180V178L226 177V179H227ZM257 178H258V177H257ZM145 179H146V178H145ZM151 179H152V178H151ZM173 179H174V178H172V180H173ZM228 179H227V181H229ZM146 180H147V179H146ZM148 180H149V178H148ZM247 180H248V179H247ZM255 180H257V179H255ZM153 181H154V180H153ZM155 181H156V180H155ZM248 181H249V180H248ZM157 182H158V181H157ZM171 182H173V181H171ZM153 184H155V183H153ZM157 184H158V183H157ZM157 184H156L155 186H157ZM162 184H163V183H162ZM167 184H168V183H166V185H167ZM171 184H172V183H171ZM251 184H252V181H251ZM168 185H169V184H168ZM150 186H151V185H150ZM163 187H164V186H163ZM168 188H169V187H168ZM166 189H167V187H166ZM173 189H174V188H173ZM149 190H150V189H149ZM149 190H148V191H149ZM155 190H156V189H155ZM175 190H176V189H175ZM177 190H178V189H177ZM170 191H171V190H170ZM181 191H182V190H180V192H181ZM151 192H152V191H151ZM173 192H175V191H173ZM178 192H179V190H178ZM178 192H177V193H178ZM180 192H179V193H180ZM166 193H168V192H166ZM169 193H170V192H169ZM175 193H176V192H175ZM175 193H174V194H175ZM182 193H184V191H182ZM174 194H172V193H171V194H167V196H169V195L172 196V195H174ZM181 195H182V194H181ZM161 196H162V195H160V198H161ZM164 196H165V195H164ZM164 196H163V197H164ZM177 196H178V195H177ZM178 197H181V196H178ZM178 197H177V198H178ZM167 198H168V197H167ZM175 198H176V196H175ZM177 198H176V199H177ZM15 254L17 255L18 253H15ZM16 255H15V256H16Z\"/></svg>", "mask_w": 264, "mask_h": 264}]
</instances>
